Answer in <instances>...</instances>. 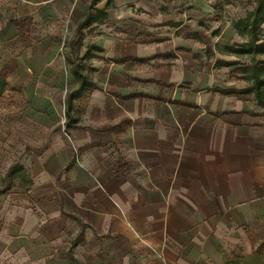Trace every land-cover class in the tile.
<instances>
[{"label":"crops","instance_id":"1","mask_svg":"<svg viewBox=\"0 0 264 264\" xmlns=\"http://www.w3.org/2000/svg\"><path fill=\"white\" fill-rule=\"evenodd\" d=\"M215 4L0 0V92L35 129L0 138V264H264V54L226 50L255 4Z\"/></svg>","mask_w":264,"mask_h":264},{"label":"trees","instance_id":"2","mask_svg":"<svg viewBox=\"0 0 264 264\" xmlns=\"http://www.w3.org/2000/svg\"><path fill=\"white\" fill-rule=\"evenodd\" d=\"M100 0H92V3H97ZM219 1L216 0V8L219 7ZM255 6L254 9L247 13L245 18H240L234 22L237 31L247 37V42L240 46H227L226 50L238 55H248L254 61L257 55L264 54V44H261L262 25L264 24V0H251ZM95 13H87L85 21L79 26L81 32L94 22H102L107 17L105 10L95 9ZM82 35V33H80ZM72 71L78 83V87L74 89L68 96L73 99L83 92L87 91L92 86V81L89 77L90 69H87L83 59L75 57L71 61ZM245 77L252 81V85L245 89L246 92L254 94L257 103L264 108V66L253 64L245 69ZM4 81L1 79V86ZM68 110L66 111V114Z\"/></svg>","mask_w":264,"mask_h":264},{"label":"rangeland","instance_id":"3","mask_svg":"<svg viewBox=\"0 0 264 264\" xmlns=\"http://www.w3.org/2000/svg\"><path fill=\"white\" fill-rule=\"evenodd\" d=\"M2 25L3 19L0 18V26ZM20 108L22 102L17 101L14 95L0 92V138L10 147L27 145V139L35 132L34 125L20 116Z\"/></svg>","mask_w":264,"mask_h":264}]
</instances>
